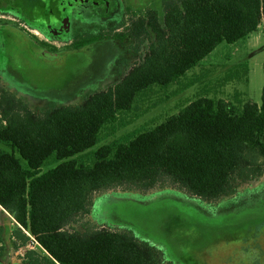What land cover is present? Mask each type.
I'll return each mask as SVG.
<instances>
[{
	"label": "trees",
	"instance_id": "obj_1",
	"mask_svg": "<svg viewBox=\"0 0 264 264\" xmlns=\"http://www.w3.org/2000/svg\"><path fill=\"white\" fill-rule=\"evenodd\" d=\"M263 22L261 0H170L164 14L149 12L122 34L149 41L142 60L82 105L37 115L0 97V143L10 150L0 148V207L13 217L17 240L32 239L45 251L34 264H163L160 251L130 231L81 234L67 227L89 213L91 195L104 188L149 190L169 178L193 196L215 201L234 194L236 176L261 175L264 87L261 106L240 90L227 99L197 96L159 124L152 120L144 131L99 144L133 124L136 114L169 101L172 87L181 90L187 74L220 44L237 43ZM249 72L247 63L238 64L223 82L247 86ZM256 156L263 162L256 164ZM3 238L0 231V244Z\"/></svg>",
	"mask_w": 264,
	"mask_h": 264
},
{
	"label": "rangeland",
	"instance_id": "obj_2",
	"mask_svg": "<svg viewBox=\"0 0 264 264\" xmlns=\"http://www.w3.org/2000/svg\"><path fill=\"white\" fill-rule=\"evenodd\" d=\"M122 2L110 0L95 8L102 20L94 23V18H89L83 37L87 45L69 53L64 62L35 57L14 42L0 49V77L7 86L0 83V97L6 94L16 104L44 115L54 108L78 107L94 93L119 83L142 60L149 46L147 40L140 43L122 38L131 20L125 21L124 14L130 17L129 10L141 5L137 0L125 1L126 6ZM241 63L250 68L248 85L224 83L226 73ZM263 66L264 23L235 44H220L187 74L181 90L172 87L174 95L169 101L150 113L141 110L133 124L104 136L99 146L144 131L152 120L159 124L181 112L197 96L227 99L240 90L248 101L261 106ZM0 148L10 151L1 143ZM254 161L260 164L263 159L256 156ZM232 185L234 194L215 201L195 197L169 178L160 179L149 190L132 184L104 188L91 195L89 213L77 216L67 230L81 234L100 229L130 231L140 242L158 249L163 264H264V167L261 175L251 180L236 176ZM17 229L11 214L0 207L4 237L0 264H34L41 260L45 251L34 246L32 239L26 244L17 240L13 236ZM21 233L28 236L25 230Z\"/></svg>",
	"mask_w": 264,
	"mask_h": 264
},
{
	"label": "flooded vegetation",
	"instance_id": "obj_3",
	"mask_svg": "<svg viewBox=\"0 0 264 264\" xmlns=\"http://www.w3.org/2000/svg\"><path fill=\"white\" fill-rule=\"evenodd\" d=\"M128 1L131 3L134 0ZM137 1L141 5L129 10L131 16L124 14L125 21L131 19L129 27L137 19L146 17L149 12L164 14L165 6L170 2ZM109 2L110 0H0V49L9 47L14 42L17 48H25L35 57H42L43 60L61 59L64 62L69 53H75L87 45L83 37L89 18H94V23L100 22L102 18L96 14L95 8ZM124 2L121 5H125ZM111 16L110 14L109 17ZM0 83L5 85L1 77Z\"/></svg>",
	"mask_w": 264,
	"mask_h": 264
},
{
	"label": "built area",
	"instance_id": "obj_4",
	"mask_svg": "<svg viewBox=\"0 0 264 264\" xmlns=\"http://www.w3.org/2000/svg\"><path fill=\"white\" fill-rule=\"evenodd\" d=\"M33 245H34V246H38V244H37V243H35V242H33Z\"/></svg>",
	"mask_w": 264,
	"mask_h": 264
},
{
	"label": "crops",
	"instance_id": "obj_5",
	"mask_svg": "<svg viewBox=\"0 0 264 264\" xmlns=\"http://www.w3.org/2000/svg\"><path fill=\"white\" fill-rule=\"evenodd\" d=\"M261 1H262V4H263V7H264V1H263V0H261ZM263 23H264V22H263ZM263 23H262V24H263Z\"/></svg>",
	"mask_w": 264,
	"mask_h": 264
}]
</instances>
